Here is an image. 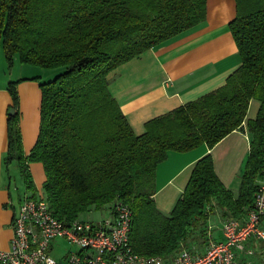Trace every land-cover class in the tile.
<instances>
[{
  "label": "trees",
  "instance_id": "1",
  "mask_svg": "<svg viewBox=\"0 0 264 264\" xmlns=\"http://www.w3.org/2000/svg\"><path fill=\"white\" fill-rule=\"evenodd\" d=\"M208 0H0V51L8 65L65 70L41 83L40 131L29 154L18 128L17 85L8 90L6 164L17 159L26 187L30 163L41 162L44 194L64 223L115 202L132 208V250L169 259L186 247L191 228L203 237L215 209L243 217L264 180V0H235L230 29L241 66L226 84L187 106L155 118L136 136L109 92L108 76L120 66L206 19ZM37 78L32 79L35 81ZM261 104L247 122L252 134L238 196L221 183L211 154L200 159L170 215L156 207L155 178L168 153L212 150L243 130L250 102Z\"/></svg>",
  "mask_w": 264,
  "mask_h": 264
},
{
  "label": "crops",
  "instance_id": "2",
  "mask_svg": "<svg viewBox=\"0 0 264 264\" xmlns=\"http://www.w3.org/2000/svg\"><path fill=\"white\" fill-rule=\"evenodd\" d=\"M235 0H208L206 19L199 25L184 31L170 40L157 45L137 58L120 66L108 76L109 92L116 100L136 136L146 133V124L179 107L200 99L226 84V80L242 64L241 57L230 29V23L237 16ZM31 82L28 79L26 82ZM40 84L25 83L18 87L20 96L36 97L38 118L32 126V134L25 135V152L29 154L35 146L40 131V108L42 91ZM8 107L11 97L4 91ZM261 103L250 102L243 130L233 131L210 150L206 145L187 152L170 151L166 161L161 163L155 178V194L152 197L156 207L165 215H170L180 196L184 193L195 164L202 157L211 154L214 171L221 183L237 197L241 185L243 166L250 150L252 134L247 122L256 119ZM5 130V129H4ZM7 135L5 145L0 148V251L11 248L13 238L14 209L6 205L11 198L3 184L2 171L5 153L8 150ZM43 183V186L46 182ZM110 206L100 211H90L84 215L102 214L103 220ZM230 219L221 210L215 209L206 220L205 236L191 228L186 238V247L206 252L210 240L223 241V225ZM264 228V223L262 224ZM236 251L239 262H264V241L250 238ZM253 252V254L251 253Z\"/></svg>",
  "mask_w": 264,
  "mask_h": 264
},
{
  "label": "built area",
  "instance_id": "3",
  "mask_svg": "<svg viewBox=\"0 0 264 264\" xmlns=\"http://www.w3.org/2000/svg\"><path fill=\"white\" fill-rule=\"evenodd\" d=\"M256 194L253 208L243 217L225 220L223 241L209 239L203 254L183 247L168 260L132 250L129 236L134 215L126 203L115 202L103 220L64 223L53 215L45 194L27 196L14 213L11 248L0 251V264H264L236 259V251L250 238L264 241V180ZM57 240L71 246L61 261L51 254Z\"/></svg>",
  "mask_w": 264,
  "mask_h": 264
},
{
  "label": "rangeland",
  "instance_id": "4",
  "mask_svg": "<svg viewBox=\"0 0 264 264\" xmlns=\"http://www.w3.org/2000/svg\"><path fill=\"white\" fill-rule=\"evenodd\" d=\"M65 69H43L40 67H36L33 65H28V64H21L19 61V57H15V61L13 66L11 67L8 65L5 53L3 49L0 51V148L2 149L3 146L5 145V134L7 135L8 138V118L11 110H15L12 107L13 105V99L12 96L9 93L8 86L12 82H18L23 79H35V81L31 82H20L17 85V92H18V111L20 113V116L18 118V128L20 129V133L22 135V142H23V151L25 152V138L24 136L26 135H31L32 134V126L36 122L38 118V106L37 102H34L36 100L34 97L29 96H20L18 87L20 88L21 83H36V84H41V83H47L52 81L58 74L62 73ZM40 89V88H39ZM4 91H7L11 97V105L8 107L7 102V97ZM16 111V110H15ZM5 129V130H4ZM7 140V141H8ZM8 147H9V141H8ZM8 153V150H7ZM5 153L4 157V168L2 171V179H3V184L6 187L7 192H9L10 195V202L6 204L10 210L14 209V213L18 211L20 207V203L22 200L27 197V196H38L40 194H44V186L43 183L45 181L46 174L44 170V166L42 165L41 162H33L30 163V174L31 178L33 180V187L34 189H29L26 187L25 181L23 179V175L21 173V170L18 166L17 159H13V161L7 165L6 164V158L8 154ZM14 205L13 206L11 205ZM102 214H94V215H89L86 214L84 215V219H89V218H101ZM107 216V214H106ZM98 218V219H99ZM98 221V220H94ZM56 244V249L52 254V256L58 260L61 261L65 255L67 254L66 252L69 251L70 245L67 243L66 240H57ZM189 247V246H188Z\"/></svg>",
  "mask_w": 264,
  "mask_h": 264
},
{
  "label": "water",
  "instance_id": "5",
  "mask_svg": "<svg viewBox=\"0 0 264 264\" xmlns=\"http://www.w3.org/2000/svg\"><path fill=\"white\" fill-rule=\"evenodd\" d=\"M14 114H15V110H11L9 115L14 116Z\"/></svg>",
  "mask_w": 264,
  "mask_h": 264
}]
</instances>
